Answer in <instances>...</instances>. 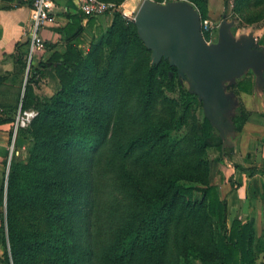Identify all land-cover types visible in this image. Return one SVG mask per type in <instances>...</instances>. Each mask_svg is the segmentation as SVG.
Wrapping results in <instances>:
<instances>
[{
  "label": "trees",
  "instance_id": "trees-1",
  "mask_svg": "<svg viewBox=\"0 0 264 264\" xmlns=\"http://www.w3.org/2000/svg\"><path fill=\"white\" fill-rule=\"evenodd\" d=\"M0 1L29 8L34 0ZM100 1L116 10L97 40L86 49L81 40L96 18L67 13L52 28L61 39L28 71L29 41L16 44L23 90L0 84V125L35 113L16 130L27 139L25 156L14 151L3 162L0 264H263L264 231L257 237L252 218L229 220L212 182L209 152L218 164L226 158L224 131L168 60L152 63L118 9L125 0ZM174 1L205 20L204 0ZM231 15L242 27L260 24L264 0H233ZM49 82L51 95L37 93ZM228 91L254 94L255 77ZM238 111L239 133L250 114L243 104Z\"/></svg>",
  "mask_w": 264,
  "mask_h": 264
},
{
  "label": "crops",
  "instance_id": "crops-1",
  "mask_svg": "<svg viewBox=\"0 0 264 264\" xmlns=\"http://www.w3.org/2000/svg\"><path fill=\"white\" fill-rule=\"evenodd\" d=\"M67 13H77L73 0H55V24L42 32L46 44H55L61 39L59 34L52 31V28L65 24ZM28 21V7L17 6L15 2L7 5L0 1V84L2 87L22 90L24 88L25 73L20 70L12 55L15 53L17 43L23 44L27 41ZM255 39L258 42L256 37ZM258 48L264 52L261 45ZM21 51L24 52L25 48L22 47ZM49 52L45 50L42 55H36L35 60L41 58L40 56H47ZM33 64L36 62L34 61ZM55 85V82H49L37 93L49 96ZM241 98L244 100L242 104L250 115L241 132L234 130L232 134L227 135L225 145L227 155L220 163L219 180L216 184L220 199L227 203L229 220L238 219L244 222L255 214L263 216L264 213V76L254 94L242 95ZM26 147V137L20 135L16 139L12 123L0 125V187L3 180H6L8 171L3 162L9 161L12 150L16 155L24 157ZM241 168H245L246 171ZM233 182L237 185L236 189L232 188Z\"/></svg>",
  "mask_w": 264,
  "mask_h": 264
},
{
  "label": "water",
  "instance_id": "water-1",
  "mask_svg": "<svg viewBox=\"0 0 264 264\" xmlns=\"http://www.w3.org/2000/svg\"><path fill=\"white\" fill-rule=\"evenodd\" d=\"M134 25L151 52L152 63L168 60L181 79L190 83L189 91L202 104L205 118L227 137L229 132L218 123V114L229 107L224 82L242 76L248 69L255 76L256 87L263 80L264 52L257 49L255 37L237 42L223 24L218 40L207 44L201 34L200 15L187 1L145 0L135 15ZM230 129L233 133L232 125Z\"/></svg>",
  "mask_w": 264,
  "mask_h": 264
},
{
  "label": "rangeland",
  "instance_id": "rangeland-1",
  "mask_svg": "<svg viewBox=\"0 0 264 264\" xmlns=\"http://www.w3.org/2000/svg\"><path fill=\"white\" fill-rule=\"evenodd\" d=\"M143 1L145 0H125L123 3H121L118 9L121 10L123 19L127 22L134 23L135 15L138 9L140 8L141 4L143 3ZM204 1H205V4L201 12H202L203 18H205L206 20H209L213 25V35L211 39H213L214 42L218 40L219 28L224 24L228 27V32L235 41L241 42L244 39H247L248 37L252 36L258 39L257 48L260 47V45L264 48V22H261L260 24H256L252 26H247V27L239 26L238 23L235 22V20H233V16L231 15V6H232L233 0H204ZM226 1H228V4L230 6L228 9L226 8V5H225ZM192 7L197 12L199 11L193 5ZM112 17H113L112 14H107L106 16L96 18L93 26L91 28L89 27L86 28L85 32L82 35V39H81L83 41V45L85 49L90 45V43L97 40L100 34L108 28V26L110 25L112 21ZM245 74H253V72L252 70L248 69L245 71V73L242 76L234 80L225 81L223 84L226 95L228 96L229 107L228 109L221 111L218 114V118H219L218 123L221 128L225 129L226 133L228 132L230 133L231 125L234 127L232 119L239 112L238 111L239 105L244 102V100L241 98L242 95L236 96L231 91H228V86L235 84L236 82L241 80L245 76ZM180 80H181V84L183 88L189 91L190 83L187 80H183V79H180ZM174 97H177V94H175ZM198 116H201L199 111H198ZM225 139L227 140V137H225ZM217 156H218L217 151L210 150L209 159L211 160V163H212L211 164L212 166L211 175H212V182L214 184H216L219 180L218 172H219L220 164L215 162V159L217 158ZM0 212H1V209H0ZM262 215H264V213ZM250 218L254 220L257 237L261 236L262 232L264 231V216H259L255 214L251 216ZM1 254H2V250L0 249V255ZM263 264H264V259H263Z\"/></svg>",
  "mask_w": 264,
  "mask_h": 264
},
{
  "label": "built area",
  "instance_id": "built-area-1",
  "mask_svg": "<svg viewBox=\"0 0 264 264\" xmlns=\"http://www.w3.org/2000/svg\"><path fill=\"white\" fill-rule=\"evenodd\" d=\"M20 1L25 2L27 0ZM54 1L55 0H34L31 7H29L28 31L26 34L27 41H29L28 53L26 56L27 71L32 59L46 50V43L42 36V32L45 28L55 24ZM73 2L77 12L81 13L86 18H99L107 14H112L116 10V6L113 3L100 0H73ZM201 34L207 44L214 43V40L211 39L213 35V25L209 20H201ZM34 116V112H18L14 123V133H16L18 128H25L30 119ZM13 138H15V136ZM11 153L13 154V150Z\"/></svg>",
  "mask_w": 264,
  "mask_h": 264
}]
</instances>
